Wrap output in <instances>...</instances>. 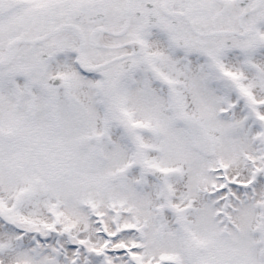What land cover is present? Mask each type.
Listing matches in <instances>:
<instances>
[{
    "label": "snow or ice",
    "instance_id": "snow-or-ice-1",
    "mask_svg": "<svg viewBox=\"0 0 264 264\" xmlns=\"http://www.w3.org/2000/svg\"><path fill=\"white\" fill-rule=\"evenodd\" d=\"M0 264H264V0H0Z\"/></svg>",
    "mask_w": 264,
    "mask_h": 264
}]
</instances>
